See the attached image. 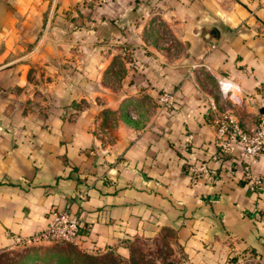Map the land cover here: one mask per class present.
Masks as SVG:
<instances>
[{
    "label": "crops",
    "instance_id": "1",
    "mask_svg": "<svg viewBox=\"0 0 264 264\" xmlns=\"http://www.w3.org/2000/svg\"><path fill=\"white\" fill-rule=\"evenodd\" d=\"M46 1L0 0V251L42 230L50 210L67 209L78 220L74 245L87 252L127 256L126 241L170 231L187 264H264V149L248 164L260 178L250 188L243 163L218 150L196 70L207 71L217 92L219 77L231 80L241 99L226 109L248 126L256 121L264 112V0H121L129 17L156 10L179 50L140 40L146 50L131 79L110 94L100 66L108 59L79 56L100 64L74 73L72 87L52 84L46 102L31 105L37 75L29 67L57 60L43 58L44 40L22 52ZM113 15L97 30L121 39ZM163 91L173 98L159 106ZM89 97L120 114L106 144L93 131ZM151 103L148 113L140 109ZM197 161L215 175L191 180L187 162Z\"/></svg>",
    "mask_w": 264,
    "mask_h": 264
},
{
    "label": "rangeland",
    "instance_id": "2",
    "mask_svg": "<svg viewBox=\"0 0 264 264\" xmlns=\"http://www.w3.org/2000/svg\"><path fill=\"white\" fill-rule=\"evenodd\" d=\"M45 4L41 25L37 31L33 32L31 37H34L27 42L26 48L22 49V52L30 54L44 40V47H41L44 51L43 58L54 56L57 60L53 63L45 62L43 65L39 60L40 62L36 63L40 65L38 69L29 67V76L33 74L34 77L36 74L37 78L34 81L29 79L26 101L28 104L40 105L42 102H46V92H48L46 88H50L55 83H64L65 86H68L69 82L71 84L68 87H72L71 79L74 73L82 68L91 71L100 64L91 61L89 63L77 62L76 59L79 56L95 55L98 59L103 57L108 59V63L100 66H103L101 82L106 87L105 92L110 94L111 92L115 93L116 89L122 88L131 79L132 68L138 64L139 53L143 49L146 50V46L140 40L153 38L159 44L166 41L168 45H173L170 49L172 55L179 50L175 45L173 35L156 13V10L151 11L149 7L144 8L143 11L139 9L134 13V16L129 17L124 14L121 0H47ZM109 8L111 10L117 9L116 14L115 11L107 12L106 10ZM111 14H114L112 19H115L118 27L124 32L121 39L115 34L103 38L97 30L99 24L105 22ZM167 51L169 52V49ZM36 54H41L40 50H37ZM200 68L203 67L199 66L196 70L204 72L202 82L204 91L207 92L204 96L208 101L213 100L217 104V108L226 109L231 101L216 91L213 79L209 77L207 71ZM52 73L60 76L55 82L52 81L53 79L51 80ZM79 81L86 82L83 79H79ZM160 95L158 96L159 106L170 103L160 99ZM89 100L90 102L93 100V106L96 110L97 123L93 131L101 138V142L106 144L115 134L117 119H119L120 114L115 110L101 107L103 102H100L98 97H89ZM78 102H83V100L80 99ZM152 104L148 108L141 105L140 109L148 113ZM233 104L239 105V103ZM66 245V242L52 240L16 241L15 245L0 251V264H47L54 262L53 259L43 258L47 254L45 250L60 246L66 247ZM126 245L128 247L127 256H121L114 249L89 253L97 255L101 260L113 256L116 261H119V264H156L167 261L187 264L182 259L181 248L172 238L170 231L154 238H134L128 240ZM74 246L78 248V246ZM35 254L39 256H35ZM66 261L73 264L75 257H67Z\"/></svg>",
    "mask_w": 264,
    "mask_h": 264
},
{
    "label": "built area",
    "instance_id": "3",
    "mask_svg": "<svg viewBox=\"0 0 264 264\" xmlns=\"http://www.w3.org/2000/svg\"><path fill=\"white\" fill-rule=\"evenodd\" d=\"M217 85L221 96L227 97L231 104L239 103L237 86L225 77L217 79ZM235 88L237 95L233 94ZM173 95L170 92H163L160 99L171 101ZM211 111L210 124L214 130L215 140L221 154L234 156L243 163V175L250 188H254L260 182L259 176L252 173L248 164L264 149V112H260L252 125H247L234 113L227 109L217 108L213 100L208 103ZM187 171L191 180L200 177H211L215 175V169L208 166L204 161L187 162ZM50 219L46 226L29 237L19 238L16 241L35 242L39 240H52L75 243L78 235V220L70 214L67 209L49 211Z\"/></svg>",
    "mask_w": 264,
    "mask_h": 264
},
{
    "label": "trees",
    "instance_id": "4",
    "mask_svg": "<svg viewBox=\"0 0 264 264\" xmlns=\"http://www.w3.org/2000/svg\"><path fill=\"white\" fill-rule=\"evenodd\" d=\"M128 241L125 242L127 244ZM66 247L60 246L57 248H51L50 250H45L47 253L45 257L47 259H53L54 262H48L47 264L56 263V264H71V262L66 261L67 257H75V263L73 264H119V261L111 256L110 258L100 259L95 254H91L87 251L81 250L74 246L71 242H66ZM112 249V248H109ZM107 250V249H106ZM35 256H39L35 254ZM161 264V263H156Z\"/></svg>",
    "mask_w": 264,
    "mask_h": 264
},
{
    "label": "water",
    "instance_id": "5",
    "mask_svg": "<svg viewBox=\"0 0 264 264\" xmlns=\"http://www.w3.org/2000/svg\"><path fill=\"white\" fill-rule=\"evenodd\" d=\"M161 264H177L176 262H172V261H167V262H163Z\"/></svg>",
    "mask_w": 264,
    "mask_h": 264
},
{
    "label": "bare ground",
    "instance_id": "6",
    "mask_svg": "<svg viewBox=\"0 0 264 264\" xmlns=\"http://www.w3.org/2000/svg\"><path fill=\"white\" fill-rule=\"evenodd\" d=\"M232 93L237 95V92H236L235 88H233Z\"/></svg>",
    "mask_w": 264,
    "mask_h": 264
}]
</instances>
